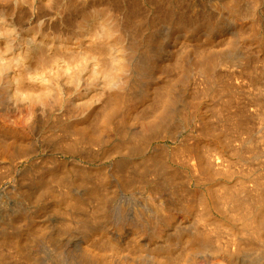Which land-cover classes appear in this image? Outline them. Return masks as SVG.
<instances>
[{
	"label": "rangeland",
	"instance_id": "374dc122",
	"mask_svg": "<svg viewBox=\"0 0 264 264\" xmlns=\"http://www.w3.org/2000/svg\"><path fill=\"white\" fill-rule=\"evenodd\" d=\"M170 1L173 0H40L35 11L31 12L27 6L23 9L19 4L16 5L15 0H0L2 29L3 23L13 24L20 35H37L40 40L51 41L53 58L64 52L58 46L60 42L73 51L80 45L86 50L89 36L101 26V21H106L107 27L115 32L120 21L127 23V17L123 18L122 14L126 10V15L128 11H134L140 24L142 45L134 59L152 65L144 77H138L139 81L133 83L132 91L141 96L142 102L132 108L128 117L124 113V118L114 120L115 125H118L116 133L105 130L98 123L104 108V104L102 107L101 104L106 100L108 102L111 97L108 95L109 99L105 97L104 100L102 97L99 101L103 86L95 82L90 70L85 72V78L82 79L85 81L81 80L80 86L77 82L60 80L62 90L66 91L60 102V97L56 96L58 90L56 92L54 89L56 94H52L47 101L41 100L18 94L13 84H10L12 71L2 76L5 82L0 81V120L3 122L1 124L0 121V150L12 153L16 159L14 165L13 162L10 164V159L0 162L1 264H17L20 260L24 261L23 264H167L170 260L172 264H264V249H256L247 235L248 226L254 219H264V211L250 212L252 207L247 202L249 196H254L255 185L264 178V158L252 156L249 152V141L252 138L257 143L260 135L257 125H254L257 121L248 118L249 114L262 109L259 92L263 90L264 93V45L258 44L259 40L253 36L260 35V39L264 35V0H238V13L245 14L243 17L239 14V18L234 15L230 17L229 12L221 11L225 0H187V3L185 0L183 5L186 8L181 6L178 11L184 13L182 15L187 16L190 22L196 21L193 22L195 26L204 19L201 24L204 22L205 27H200V24L199 30H177L174 22L159 20L158 10L161 11V5H167ZM213 5L217 9L212 8ZM184 10L189 14H185ZM190 13L195 16L192 17ZM245 16L247 20L242 19ZM205 18L207 21L211 19L208 22L214 24L212 28L206 26L208 22ZM83 19L88 21L86 25ZM131 40L130 34H115L111 41L122 52V48L127 47ZM6 46L7 41L2 37V48L10 56ZM54 51L60 55H54ZM207 57L221 59L225 63L228 61L232 66L236 60L237 66L230 65V68L227 64V69L224 68L225 64L224 67L219 66L213 71L214 78L209 80L189 72L188 67L182 70L173 67L177 60L187 66V61L203 62ZM260 72L263 74L259 76ZM259 78H262V82ZM30 83L32 86L35 82ZM37 86V90L41 89L40 85ZM163 88L171 91L173 101L167 107V117L174 115L176 120L170 117L172 122L167 120L165 126L142 134L144 123L148 122L144 120L149 119L151 122L154 119L151 116L154 113V92ZM106 93L110 94L105 90ZM187 106L192 110L193 117L183 122L181 112L188 109ZM29 110L34 117L28 121L30 128L28 123H24L27 125L23 127L24 133L18 131L20 127L15 129L17 131L10 129L13 123H9L28 114ZM231 112H239L250 121L240 133L231 130L224 122ZM6 116H13L14 119L6 122ZM177 117L180 118L179 122ZM96 125L101 126L100 129ZM70 128L76 133L86 130L93 133V129L95 132L98 128L99 133H95V136L100 139L89 149L82 143L74 146L69 141L72 137ZM143 135L140 141L136 137ZM201 135L209 139L201 141ZM187 145L192 149L186 154L184 146ZM183 155L186 158L187 155L193 156L194 159L191 157L188 160ZM162 173H170V178L174 177L172 174L176 175L178 181L186 184L181 185L175 179L174 184L180 191L183 190L180 193L187 195L184 198L186 201L179 195L182 198L179 202L191 200L188 195L196 199L192 202L193 209L189 211L185 210V203L183 205V202L173 199L176 208L183 205L184 209L181 207L180 212L176 209L175 222H172L174 225L166 226L163 235H154L155 231L142 230L141 224L135 221L138 219L140 222L139 215L145 220L149 218L147 215L150 212L142 211L146 192L156 190L157 194L171 200L170 196L167 197L169 189L164 191L168 185L163 189L159 187L170 180H166L167 177L164 178ZM161 180L164 183L161 184ZM95 185L99 189L95 188L97 192L92 200L89 192ZM184 186L187 187L182 189ZM231 197L236 198V202ZM228 198H231L232 203L225 201ZM243 204L249 205L245 208ZM239 205L243 209L239 210ZM247 207L249 212L246 211ZM103 209H107V212ZM96 212L97 216L94 215ZM175 216L180 218L176 219L178 217ZM86 217L88 223L83 221ZM204 219L208 220L204 222L210 230L208 232L206 229L207 234L202 227L205 225L202 223ZM87 224H91L90 228L94 231ZM76 225L81 226V230ZM86 230H89L88 233ZM202 232L207 236L211 233L210 241H201L193 246V241ZM15 247L23 253L20 255L15 250L19 256L11 254L10 251L14 252ZM22 254L24 257H21ZM24 258H29V262Z\"/></svg>",
	"mask_w": 264,
	"mask_h": 264
},
{
	"label": "bare ground",
	"instance_id": "6f19581e",
	"mask_svg": "<svg viewBox=\"0 0 264 264\" xmlns=\"http://www.w3.org/2000/svg\"><path fill=\"white\" fill-rule=\"evenodd\" d=\"M40 0H15V3L16 5H20L21 8L24 9V6H27V8L32 12L33 10L35 11V6H37V4L39 3ZM42 1V0H41ZM189 1V0H188ZM184 1H180L178 2V0H173V1H170V3H168L167 5H161L163 6L162 10H158L157 14H158V19L159 20H170L173 23V25L177 28V30H184V29H190V30H193V29H197L199 30V25L202 23V21H204V19L199 22L197 26L194 25V20L193 22H190L189 18L185 15H182L184 13H179L178 9L181 8V6H184L183 4ZM258 2V1H257ZM13 3V4H14ZM134 3V2H133ZM137 3V2H136ZM187 3V0L186 2ZM217 3V2H216ZM215 3V4H216ZM223 3V2H222ZM260 3V2H259ZM190 4V2H189ZM188 4V5H189ZM194 3H192L191 5H193ZM186 5V4H185ZM195 5V4H194ZM193 5V7H194ZM217 7H218V3L216 4ZM220 5V4H219ZM238 0H225V2L223 3V5H221L220 9L221 11H225L226 13L229 14V16L231 17V15H234L235 17H238V15L241 13H238L239 12V8H238ZM180 6V7H179ZM212 6V5H211ZM18 7V6H17ZM17 7L16 10H17ZM18 7V8H20ZM128 7V6H127ZM186 8V6H184ZM192 7V6H191ZM217 7H213L212 8H216ZM184 8V9H185ZM189 8V7H188ZM219 8V7H218ZM128 9V8H127ZM193 9V8H191ZM190 9V11H191ZM20 11L22 9H19ZM18 10V11H19ZM219 10V9H218ZM218 10L215 12H218ZM139 11V10H138ZM221 11H219L221 13ZM22 12V11H21ZM181 12H183V8L181 10ZM185 12V10H184ZM224 12V13H225ZM188 13V12H185V14ZM219 13V14H220ZM232 13V14H230ZM127 14V10L126 12H124L122 14V17L123 18H126L127 17V23L125 24L124 22L120 21L117 26V29L115 30V32L112 31V29H110V27H107V23L106 21H101V26L96 29L88 38V41H87V45H88V48L86 50H83V46L80 45V47H78L77 50L73 51L71 50L69 47H67L66 45L63 44V42H60L58 44V46L60 47V49L64 52H61V55L59 53H54V55L58 56V57H52L53 55V49L54 47H52V42L51 41H48L46 39H41L40 40V37H38L37 35H34V36H31V35H20L19 32H18V29L15 27V25L11 24V25H7L6 23H3V28L0 26V81H3V83L5 82L4 79H2V76L5 75L6 72L8 71H12V75L11 76V79L9 77V75L7 74V76L9 77L10 79V84H13V86L15 87V91L18 93V94H22V95H29V96H33V97H38L40 98L41 100H46L53 96L55 93L56 90H58L59 94L57 93V98H59V102H60V99L62 101V98H63V95L66 94V91L64 92L61 88L62 86V83H60V80L61 79H65L67 80V82H77V85H81L80 81L85 78V72H88L89 70L92 72V77L93 79H95V82H99V84L101 86H103L102 90H101V93L99 94V101H101V98L103 97L104 100H106L105 97L108 98V95H109V98L110 100L107 102V100L102 104H101V107L102 105L104 104V108L102 112V114H100V120L98 123H100L101 126L104 127L105 130L107 131H112L114 133H116V126L118 127V125H115V119L117 118H124V113L127 114V117H128V114L129 112L132 110L133 107H135L137 105V103H139L141 101V96L137 95V94H134V92L132 91V87H133V83L135 84L136 81H139V78L138 77H144L146 74H147V71L149 69H151V64L148 62V63H143L139 60L135 61V57H137V53L140 51V48H141V44H140V24L137 20V15L135 14V12H130L128 11V15ZM180 14V15H179ZM189 14V13H188ZM193 16L192 13H190ZM177 15V16H176ZM226 15V14H224ZM242 15H243V12H242ZM240 14V16H242ZM245 15V14H244ZM243 15V16H244ZM248 15V14H247ZM246 15V16H247ZM176 16V17H175ZM197 16V15H196ZM239 16V17H240ZM242 16V17H243ZM242 18L244 20H247V18ZM175 17V19H174ZM238 17V18H239ZM191 18V17H190ZM195 19V18H194ZM197 19V18H196ZM206 19V18H205ZM215 19V18H214ZM85 19H83L84 21ZM199 20V19H197ZM210 22H211V19L209 18ZM208 20V21H209ZM240 20V19H239ZM254 22H257L255 21V19H253ZM257 20L260 21V19L257 18ZM192 21V20H191ZM207 19H206V22H208ZM242 21V20H240ZM85 22V25L86 23H88V21H84ZM141 22V21H140ZM245 22V21H243ZM261 22V21H260ZM259 22V24H260ZM90 23V22H89ZM213 23V22H212ZM2 24V23H1ZM204 24V22H203ZM201 24L200 27H203L204 25ZM207 24L206 26H209L212 28V25L211 23H205ZM218 24V22H217ZM241 24V23H240ZM263 24V23H262ZM203 25V26H202ZM212 25V26H211ZM244 24L240 25L239 28L241 26H243ZM143 26V25H142ZM205 27V26H204ZM208 27V28H209ZM215 27V26H214ZM262 27V26H261ZM263 27H264V24H263ZM201 29V28H200ZM215 29V28H213ZM242 30V29H241ZM258 30V29H257ZM261 30V29H259ZM215 31V30H214ZM257 32V31H256ZM264 32V31H263ZM262 32V33H263ZM261 33V32H260ZM115 34H117L118 36L122 35V36H126V35H131L132 37V40L131 42L128 44V46L122 48V52H121V48L117 47V45H114L115 42L111 41L113 39V37H115ZM120 34V35H119ZM2 37L5 38V40L7 41V46L6 48L8 47V51L10 56L7 55L4 46L2 48ZM254 38L256 37L259 41H258V44L260 42L261 45H264V35H262V37L259 39L260 35L258 36H253ZM256 39V40H257ZM255 40V39H253ZM103 41H105L106 43L104 44ZM147 42V41H146ZM26 43V44H25ZM28 44V45H27ZM22 45V46H21ZM26 45V46H24ZM17 46V48H16ZM262 47V46H261ZM150 48V47H149ZM44 51V52H43ZM71 54L69 55L68 53ZM48 53V54H46ZM35 58V60H34ZM202 58V57H200ZM208 58V57H207ZM207 58L205 59V61L201 62H195L194 60L193 61H187L188 64L187 66L181 61L177 60L173 63V67L175 69H184L186 67L189 68V72L191 73H196L197 76L199 77H202V78H206V80L210 79L211 77H213V71H215L214 69L215 68H221L222 66L224 67V64H225V69H227L228 65H229V62L225 63L223 60L221 59H211V58H208L209 60H207ZM213 58V57H212ZM33 60L35 61L34 64L33 63ZM198 61V60H197ZM232 61V60H231ZM234 61V60H233ZM232 61V62H233ZM236 62V60H235ZM233 64V66H235V63ZM231 63V62H230ZM238 63V61H237ZM240 63V62H239ZM228 64V65H227ZM227 65V67H226ZM232 66V64H230ZM229 65V67L231 68V66ZM232 66V67H233ZM237 66V64H236ZM264 73V71H262ZM258 73V75L261 73ZM262 73V74H263ZM256 74V73H255ZM84 75V77H83ZM256 75V76H258ZM259 75V76H260ZM6 76V77H7ZM263 76V75H262ZM261 76V77H262ZM5 77V79H6ZM4 78V77H3ZM214 78V77H213ZM8 79V80H9ZM212 79V78H211ZM221 79V78H220ZM260 79V78H259ZM262 79V78H261ZM260 79V81H261ZM264 79V77H263ZM7 80V79H6ZM7 80V81H8ZM216 80V79H215ZM83 81V80H82ZM85 81V79H84ZM83 81V82H84ZM31 82V83H30ZM33 82H35L34 84L38 83L41 87V89L39 88L38 90L36 89V86L38 84H36V86H34ZM62 82V81H61ZM66 82V81H65ZM210 82V81H209ZM217 82V81H216ZM259 82V81H257ZM262 82V81H261ZM9 83V81H8ZM7 83V84H8ZM30 84H33L32 86L35 87H32ZM80 83V84H79ZM207 83V82H206ZM211 83V82H210ZM218 83V82H217ZM75 84V83H74ZM257 84V83H256ZM25 85V86H24ZM39 85L37 87H39ZM61 85V86H60ZM258 85V84H257ZM100 86V87H101ZM218 86V85H217ZM8 87V86H7ZM12 87V86H11ZM135 87V86H134ZM55 89V91H54ZM105 90L110 92L109 93H106L105 94ZM37 91V92H36ZM54 92V93H52ZM57 92V91H56ZM159 92V93H158ZM171 91L167 88H163V89H160L158 90L157 92H154V96H153V99H154V105L152 107V110L154 113H152V121L149 122V119L148 120H144V121H148V122H145L144 123V126L142 128V134H145V133H149V132H152L153 130L156 131L157 128H161L162 126H165L164 124L166 122H168L169 120L172 122L171 119L176 120L174 118H176L174 115L173 117H170L168 116L167 117V107L170 106V104H172V94L170 93ZM156 93V94H155ZM259 97H261V102H260V106L262 107L261 110H259L258 112H255L253 114H249L248 115V118L251 119L253 122H256L254 125L256 126L257 125V132L260 134L258 139H257V143L253 142L252 138L251 140L249 141V147H250V153L252 156H262L264 158V93H263V90H260L259 92ZM53 94V95H52ZM59 96V97H58ZM56 98V99H57ZM108 98V99H109ZM57 100V101H58ZM64 100V99H63ZM102 99V101H104ZM172 101V102H171ZM142 102V101H141ZM137 107V106H136ZM188 109H185L183 112V114H181V118L183 120V122H187L188 120H192V117H193V112L192 110L187 106ZM228 108V107H227ZM135 109V108H134ZM156 110V111H155ZM229 110V108H228ZM133 111V110H132ZM194 111V110H193ZM28 112V111H27ZM124 114V115H123ZM154 114V115H153ZM180 114V113H179ZM233 114V115H232ZM10 115V114H9ZM22 115V114H20ZM26 115V116H25ZM24 116H19L16 118V116H14L16 119H14L13 122L9 123V124H12V127L14 128H10L12 130H15L16 128L19 129V127L21 128V130H18V131H23L24 133V128H26L28 121H30L31 118H34L33 117V113L32 111L29 110V113L28 114H25ZM99 116V115H98ZM155 116V117H154ZM180 116V115H179ZM9 117V116H8ZM6 116V119L5 121L6 122H9L8 119H12L11 117L8 118ZM5 118V116L3 117ZM126 118V117H125ZM151 118V117H150ZM178 118V122H179V117ZM2 119V116L1 118ZM156 119V120H155ZM102 120V121H101ZM115 120V121H114ZM168 120V121H167ZM1 121V120H0ZM101 121V122H100ZM121 120L119 119L118 122H120ZM122 121H124L122 119ZM225 123L228 124V126L230 127L231 130L235 131V132H242V127L248 125L250 123V121L247 119V117H245L244 115L240 114L239 112L234 114L231 112V116L226 120L224 121ZM3 122L1 121V124ZM25 123V124H24ZM125 123V122H124ZM182 123V122H180ZM0 124V125H1ZM123 124V123H122ZM121 124V125H122ZM169 124H172L169 122ZM6 125V123H5ZM3 125V126H5ZM98 125V124H97ZM96 125V126H97ZM2 126V128H3ZM7 126V125H6ZM5 126V127H6ZM96 126H93V127H96ZM100 126V127H101ZM120 126V124H119ZM166 126H168V124H166ZM170 126V125H169ZM168 126V127H169ZM9 127V126H8ZM7 127V128H8ZM11 127V125H10ZM24 127V128H23ZM28 127H29V123H28ZM99 127V126H97ZM99 127V129H100ZM121 127V126H120ZM6 128V129H7ZM23 128V129H22ZM30 128V127H29ZM28 128V130H29ZM156 128V129H155ZM167 129V127H164ZM98 129V128H97ZM97 129L96 131L94 132V129H93V133L92 132H89L88 130L84 131V132H81V133H76V131L74 132V130H72L71 128L69 129L70 132L69 134L73 137H71V139L69 138V141L71 140L72 143L74 144V146H77L79 143H82L81 145L85 146L86 148H90L92 147L93 145H95L97 141H99L100 138L96 137L95 136V133H97ZM103 130V129H101ZM99 130V131H101ZM17 131V130H15ZM88 131V132H87ZM92 131V130H91ZM158 131V130H157ZM168 132V130H166ZM234 132V133H235ZM99 133V132H98ZM98 133L96 135H98ZM102 133V131H101ZM100 133V134H101ZM118 134V133H117ZM115 135V134H114ZM139 135V134H138ZM141 135V133H140ZM100 136V135H99ZM116 136V135H115ZM69 137V136H68ZM138 138V140H142L144 138V135L143 136H136ZM200 139H203L201 141H204L205 139L208 140L209 138H207L206 136H203L201 135L199 137ZM198 138V139H199ZM199 139V142H201ZM67 140V138H66ZM205 140V141H206ZM68 141V140H67ZM71 143V142H70ZM185 147V150L184 152H189L190 153V149L192 148H189L190 145L188 146H184ZM194 147V146H193ZM195 150V149H194ZM194 150H192L194 152ZM196 151V150H195ZM188 153V155L190 156V154ZM192 153V152H191ZM187 155L188 158H186L184 155L183 157H185L186 159H191V157L193 158V153L191 155V157H189ZM196 156V155H195ZM214 156V155H213ZM6 159H10L11 162L10 164L14 161V159H16V157L11 153V154H7L6 152H3L2 150H0V162H2L4 160L5 161H8ZM194 159V158H193ZM192 159V160H193ZM15 162H13L12 164L14 165ZM159 163V162H158ZM165 163V162H164ZM162 164L164 165L165 167V164ZM193 163V162H192ZM200 163V162H199ZM2 164V163H1ZM4 164V163H3ZM201 164V163H200ZM6 165V164H5ZM160 165V163L158 164ZM161 165V166H162ZM196 165V164H195ZM218 165V164H217ZM12 166V165H11ZM196 167V166H194ZM163 168V167H162ZM192 168V165L191 167ZM193 169V168H192ZM198 171H204V169L202 170L201 169H197V168H194ZM167 170V169H166ZM264 172V168L262 170ZM169 171L167 170L166 173H168ZM165 175L162 173V176L167 177L166 180H168L170 178V175L167 174ZM161 175V173H160ZM169 175V177H168ZM201 175V174H200ZM161 176V177H162ZM172 176L174 177H171L170 180L168 181V184H165L162 186H159L161 187V189L164 188V186L166 187L167 185V188L164 189V191L166 192V189L168 191V196H170L171 200H168V198H164L165 196H161L159 194H157V192H155L156 190L154 191H151L149 193L146 192V196H145V203L143 204V201L141 202L143 205H142V211H149L150 215H147L149 216V218L151 217L152 220H150L148 217H146L148 220H145L144 218H141L142 215H139V220L140 222L138 221H135V223H139L141 224L142 226V230L144 229H149L150 231L153 230V233L156 232V234L154 235H160L162 234L163 235V232H165V229H166V226H171L173 223L172 222H175L173 221V219L175 220L174 218V212L178 209V212H180L179 210L181 209V207L183 208V205L185 207V210L186 211H189L191 209H193V204L192 202L195 201V199H193L192 195L188 192V194H190L191 196L188 195V198H192L191 200L187 201V202H183V205L181 207L179 203H182V202H179V199L181 196H183V199L185 198V196L187 195H182V192L183 188L187 187V186H184V187H181L182 191H180V188H178L176 184V180L177 182H181V180L178 181V179L175 177L176 175H173ZM178 176V175H177ZM160 177V178H161ZM163 178V177H162ZM161 178V179H162ZM179 178V177H178ZM31 179V178H30ZM176 179V180H175ZM180 179V178H179ZM185 179V178H184ZM189 180V179H188ZM185 181V180H184ZM31 182V181H30ZM36 182V181H35ZM162 182L164 183L163 180H161V184ZM175 183L174 185H171V183ZM186 182V181H185ZM33 183V182H31ZM189 183V181H188ZM59 184V182H58ZM61 184V183H60ZM160 184V185H161ZM183 184V182H181V185ZM185 184V183H184ZM183 184V185H184ZM34 185V184H33ZM186 185V184H185ZM99 186L98 185H95L93 186L91 189H90V192L89 194H91L92 196H90L92 200H94L93 198L95 197L94 195H96V190L99 189L98 188ZM96 188V190H95ZM255 190H254V196H249V200L247 201L249 204H246V206L249 205V207L251 206L252 209L250 208V212L252 210L256 211V212H260V211H264V178L262 179V182H258L256 185H255ZM156 189V188H155ZM160 189V188H159ZM188 189V188H186ZM158 190V189H157ZM96 191V192H95ZM99 192V190H98ZM192 192V191H190ZM100 193V192H99ZM98 193V195H99ZM193 193V192H192ZM186 194V193H184ZM195 194V192H194ZM97 195V197H99ZM145 195V193H144ZM166 195V194H165ZM181 195V196H179ZM89 196V195H88ZM141 196V195H140ZM143 196V195H142ZM228 197V196H226ZM169 198V199H170ZM187 198V199H188ZM233 198V197H231ZM230 198V200H231ZM247 198V197H246ZM88 199V198H87ZM97 199V198H95ZM139 199V198H138ZM173 199L178 200L177 202L178 203V207L179 208H176L174 206V204L176 203L175 201H173ZM182 199V198H181ZM180 199V200H181ZM236 199V198H235ZM233 198V202H236L234 201L235 200ZM245 199V198H244ZM243 199V200H244ZM185 200V199H184ZM228 199H226L225 201H228ZM229 200V201H230ZM247 200V199H245ZM91 201V200H90ZM186 201V200H185ZM240 201V200H239ZM175 202V203H173ZM246 202V201H244ZM246 202V203H247ZM74 203V202H73ZM95 203V202H94ZM194 203V202H193ZM230 203H232L230 201ZM240 203V202H239ZM238 203V204H239ZM98 205V202L96 203ZM139 204V203H138ZM234 204V203H233ZM233 204H231L232 206H234ZM237 204V203H236ZM241 204V203H240ZM245 204V203H244ZM243 204V206H244ZM140 205V204H139ZM76 206V205H75ZM138 206V205H137ZM242 206V207H243ZM246 206H244L246 208ZM27 207V206H26ZM139 207V206H138ZM239 207V210L243 209V208H240V205L237 206ZM236 207V209H238ZM107 208V207H106ZM98 209V207H97ZM107 209H110L109 207ZM107 209H103L104 211L106 210L107 212ZM114 209V208H113ZM112 209V210H113ZM116 209V208H115ZM184 209V208H183ZM248 210L249 212V209L247 207L246 211ZM122 211V210H121ZM135 211V209H134ZM137 211V210H136ZM138 211L140 212L141 210L138 209ZM238 211V210H237ZM98 212V210H97ZM97 212L94 213V215L97 216ZM110 212V211H109ZM112 212V211H111ZM99 213V212H98ZM141 213V212H140ZM93 214V213H91ZM105 214V213H104ZM109 214V213H108ZM177 214V213H175ZM94 215H91L94 216ZM87 216V215H86ZM104 216H107V215H104ZM146 216V214H145ZM90 217V216H89ZM95 217V216H94ZM111 217V215H110ZM175 217H178V216H175ZM93 218V217H92ZM90 218L92 221L96 222L95 219H92ZM98 218V217H97ZM96 218V219H97ZM107 218V217H106ZM180 217L176 218V219H179ZM109 219V217H108ZM87 220V217L86 219H83V221ZM205 220V219H204ZM89 221V220H87ZM87 221H85L86 223H88ZM98 221V220H97ZM181 221V220H180ZM84 222V223H85ZM179 222V221H178ZM204 222H208V220H205L203 221L202 223L205 224ZM86 223L85 225H83L82 223L81 226L83 228H85L86 226ZM177 223V222H176ZM180 223V222H179ZM79 224V225H80ZM14 226V224H12ZM79 225H76L77 227ZM89 225V228H90V225L91 224H87ZM174 225V224H173ZM172 225V226H173ZM79 226V228L81 227ZM101 226V225H100ZM140 226V227H141ZM88 227V226H87ZM86 227V228H87ZM138 227V226H137ZM202 227H204V231L205 233L207 232L206 231V224L203 225ZM200 227V228H202ZM13 228V227H12ZM15 229V228H13ZM88 229V228H87ZM91 229V228H90ZM97 229V228H96ZM139 229V228H138ZM175 229V228H174ZM81 230V228H80ZM84 230V229H83ZM92 230V229H91ZM208 230V229H207ZM15 231V230H13ZM18 231V230H17ZM89 231V230H88ZM88 231L86 230V232L88 233ZM94 231V230H92ZM97 231V230H96ZM155 231V232H154ZM203 231V228L202 230ZM210 230H208L209 232ZM20 232V231H19ZM91 232V231H90ZM207 232V233H208ZM206 233V234H207ZM12 234V233H11ZM19 234V233H18ZM206 234H202L201 235H198L197 238L193 241L194 245L196 244H200L201 241H207L210 238V235L211 233L209 234V236H207ZM1 235V234H0ZM247 235L249 237V240H251L253 242V245L255 246V248L259 249V250H263L264 249V219L263 218H259V219H254V221L251 223V225L248 226V229H247ZM41 238V237H39ZM36 240V239H35ZM210 241V240H209ZM32 242V241H31ZM38 243V242H37ZM4 245V244H3ZM1 245V246H3ZM36 245V244H35ZM42 245V244H41ZM103 245V244H101ZM5 246V245H4ZM16 246V245H15ZM18 246V245H17ZM50 246V245H49ZM248 246H252V244L248 245ZM12 246H10L11 248ZM37 247V246H36ZM61 247V246H60ZM13 248V247H12ZM26 248V247H25ZM32 248V246H31ZM40 248V247H39ZM51 248V247H50ZM56 248V247H54ZM59 248V247H58ZM103 248H106V246H104ZM3 249V248H1ZM5 249V248H4ZM17 248L15 247V249L13 250L14 252H11V254H15V252L17 251L16 250ZM23 249V248H22ZM53 249V248H52ZM255 249V250H256ZM16 250V251H15ZM29 250V249H28ZM39 250V249H38ZM37 250V252H38ZM62 250V249H61ZM19 251V250H18ZM17 251V252H18ZM42 251V250H41ZM25 252V251H24ZM20 253H23L22 252H18ZM28 253V252H26ZM35 253V252H34ZM57 253V252H56ZM94 253V252H93ZM2 254V252L0 253ZM9 254V253H8ZM10 254V255H11ZM13 254V255H14ZM65 254V252H64ZM12 255V256H13ZM15 255H18L17 253ZM27 255V254H26ZM94 255V254H93ZM5 256V255H2V257ZM19 256V255H18ZM30 256V255H29ZM104 255H102L103 257ZM6 257V256H5ZM16 257V256H14ZM21 257H24L23 254ZM20 257V258H21ZM28 257V256H27ZM97 257V256H95ZM32 258V257H31ZM35 258V257H34ZM33 258V259H34ZM62 259V257H59ZM99 258V257H98ZM3 259V258H2ZM22 259V258H21ZM27 259V258H26ZM24 258V260H26ZM32 259V261H33ZM54 259V258H52ZM56 259V258H55ZM1 260V259H0ZM8 260V259H7ZM14 261L16 260L13 259ZM20 260V259H19ZM58 260V259H57ZM104 260V259H103ZM11 262H14L12 261L11 259L9 260ZM21 261V260H20ZM20 261H17V264H21L22 262H24L23 260L20 262ZM27 261L29 262V258L27 259ZM37 261V260H36ZM3 262V261H2ZM19 262V263H18ZM27 262V263H28ZM63 262V261H62ZM61 262V263H62ZM67 262V260H66ZM65 262V263H66ZM72 262V261H71ZM73 262H75L73 260ZM72 262V263H73ZM98 262V261H97ZM95 262V263H97ZM172 260L168 261L167 264H172ZM26 263V262H25ZM24 263V264H25ZM30 263V262H29ZM28 263V264H29ZM34 263V262H33ZM31 263V264H33ZM60 263V262H59ZM103 263V262H102ZM1 264V263H0ZM6 264V263H5ZM16 264V263H15ZM23 264V263H22ZM35 264V263H34ZM37 264V263H36ZM67 264V263H66ZM75 264V263H74Z\"/></svg>",
	"mask_w": 264,
	"mask_h": 264
}]
</instances>
